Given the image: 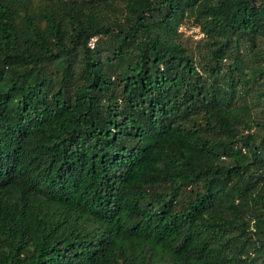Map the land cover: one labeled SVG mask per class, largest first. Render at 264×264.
<instances>
[{"label":"trees","instance_id":"obj_1","mask_svg":"<svg viewBox=\"0 0 264 264\" xmlns=\"http://www.w3.org/2000/svg\"><path fill=\"white\" fill-rule=\"evenodd\" d=\"M0 264H264V0H0Z\"/></svg>","mask_w":264,"mask_h":264},{"label":"rangeland","instance_id":"obj_2","mask_svg":"<svg viewBox=\"0 0 264 264\" xmlns=\"http://www.w3.org/2000/svg\"><path fill=\"white\" fill-rule=\"evenodd\" d=\"M185 42L191 47L196 48L202 38V34L196 26L183 25L179 28ZM94 40V39H93Z\"/></svg>","mask_w":264,"mask_h":264}]
</instances>
